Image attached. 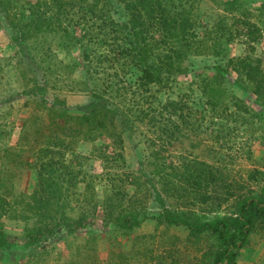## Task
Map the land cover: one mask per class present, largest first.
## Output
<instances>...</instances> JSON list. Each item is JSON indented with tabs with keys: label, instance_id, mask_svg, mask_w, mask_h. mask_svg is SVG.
I'll list each match as a JSON object with an SVG mask.
<instances>
[{
	"label": "rangeland",
	"instance_id": "obj_1",
	"mask_svg": "<svg viewBox=\"0 0 264 264\" xmlns=\"http://www.w3.org/2000/svg\"><path fill=\"white\" fill-rule=\"evenodd\" d=\"M52 1L0 0V228L15 241L0 248V264H210L218 244L207 233L151 219L126 229L115 220L120 210L158 215L156 191L167 208L191 220L234 216L240 196L260 194L264 0H183L193 6L197 53L162 66L142 91L141 64L122 66L125 59L115 61L112 44L85 41L83 34L103 36L100 13L95 28L85 27L90 20L82 26L80 18L62 15L63 30L46 25L55 16ZM36 2L40 17L31 15ZM97 5L116 24L131 18L121 0ZM70 35L79 38L72 49L62 43ZM142 35L154 54L175 55V46L156 47L153 30ZM18 36L30 54L19 47ZM250 46L262 71L261 89L236 62ZM44 51L57 62L50 81L35 54ZM216 66L223 71L217 74ZM95 71L117 75L115 92L101 87V93L92 84L70 90L78 80L90 84ZM97 93L103 108L84 117L88 110L82 107ZM55 95L65 102L58 112ZM63 108L69 117L61 116ZM190 171L201 180L192 182ZM57 222L52 234L29 242L32 231ZM234 264H264V220Z\"/></svg>",
	"mask_w": 264,
	"mask_h": 264
},
{
	"label": "trees",
	"instance_id": "obj_2",
	"mask_svg": "<svg viewBox=\"0 0 264 264\" xmlns=\"http://www.w3.org/2000/svg\"><path fill=\"white\" fill-rule=\"evenodd\" d=\"M107 1L108 0H102V3H106ZM121 1L123 2L125 8L130 11L131 16L127 22L122 24H116L115 22L110 21L108 16H105V12L102 7L100 12L97 10V4L99 0H93V3H90V0H53L52 5L49 6V10L54 11L55 16L51 17L46 25L52 24L62 28L60 26V22L58 21L60 17L64 15L68 20L74 19L75 16L77 17V20L80 18L79 20H81V22L79 23L82 26H84L85 22L90 20L88 22V26L85 27L95 28V26L91 25L97 21L98 14L100 13V17H102V23L98 24V27L100 34L103 36L94 40L91 39V34H83L85 36H89L87 38L83 36L85 41H88L90 44L92 42L94 44L99 43L98 45L105 44L111 46L110 44H112L114 47L112 48V51L114 54L116 52L115 61H119V57L121 56L125 59L122 62V66L124 65L125 61L128 63L133 62L131 60H135L141 64L142 66H139L142 74L140 77H138L137 87L140 91H142L144 87H147L155 81L156 72L162 68V66L172 67L175 65L173 59L177 58L178 56H186L189 52L195 54L197 53V36L194 32H190L192 26L190 19V9L193 6L189 5L188 2L185 3L183 0ZM39 7L40 5L38 2L34 3L33 8H31L32 17L41 16L40 11L43 12V10ZM62 29L67 30L64 27ZM150 30H153V32L158 34L159 38L154 41L156 47L159 46L160 49H167L168 47L169 49L170 47L175 46L177 49V51H174L175 55L164 54L163 56H158V54H154L152 48L149 47V45L152 43H150L149 40L142 35L143 31L149 33ZM122 39L125 42L121 44ZM61 40L63 41V36ZM64 41L62 42L64 45L63 47L72 49L75 47L74 44L79 41V38H75L74 35H70L68 42ZM174 42H176V44H171ZM17 43L19 47L24 49L25 54H30V50L26 49L25 42H23L22 39L19 40V36ZM89 48L90 45H86L85 49ZM252 50L253 47L250 46L248 53L242 57H237L236 62L240 63V68L244 71L250 82L258 85L257 87L261 89L263 83L261 77L262 71L260 66L255 64V61L250 54ZM91 51L92 50H88V52ZM35 54L41 55L39 61L40 68L43 64H46L44 71L42 70V75L47 77V81H50V78L48 77L52 76V68L57 63L53 57V54H49L47 51ZM152 56L154 57L155 62L153 64H148L147 59L151 58ZM84 57L88 58L89 53L88 55L86 53ZM163 58H166V61ZM58 63H61V61ZM216 68L218 70L217 74H219L220 71H223L221 66H216ZM122 69L124 70L123 72H125L127 68L122 67L119 71ZM93 73L95 75L92 76V82L90 84L87 85L85 82L78 80L79 83L75 82L77 85L73 84L74 88L70 90L81 91L84 90L81 88L84 86L90 89L91 84L93 86H97L101 93V87H103V92L108 91L107 93H111V91L115 90L114 86L118 82L116 80L117 75H113L114 78H112L110 75L101 72L95 71ZM43 91L46 90L43 89ZM140 91H138V94H140ZM101 93H97L96 95L94 94L96 99L92 104L82 107L83 110H88L87 113L82 114L84 117L93 118V116L103 108L105 102L102 100L104 97L99 95ZM55 98L53 104L55 102L56 105H54V108H56L58 112V109L65 106V102L64 100H59L56 95ZM207 101L212 102L210 98H208ZM170 105L173 106L172 103H170ZM65 109L66 108L61 109L60 114L63 117H69V114L65 112ZM40 168V172L44 173L47 165L43 164ZM210 175L213 177L212 173ZM189 178L190 180L194 179L192 181L194 183H197L196 181L201 180L200 175L194 174L191 171L189 172ZM149 180L152 181V179ZM156 193L157 202L161 207V212L158 215L150 216L145 212L138 213L133 211H126L123 213L120 210L115 222L123 228L135 229L141 225L144 219H151L158 224L186 227L191 233L195 235L207 233L212 236L218 244V248L209 254L211 256L210 264H234L237 261L241 250L249 244L250 235L257 228L258 223L264 220V185L260 190V194L247 195L244 197L240 196L238 198L236 203V214L234 216H216L215 218L209 220H191L184 213L172 211L166 207L160 193L158 191H156ZM63 221H66V219H62V222ZM59 225V222H57L37 228L29 235V242L36 241L41 237H46L52 234ZM14 242V239L8 237L2 228H0V248H7L13 245Z\"/></svg>",
	"mask_w": 264,
	"mask_h": 264
}]
</instances>
